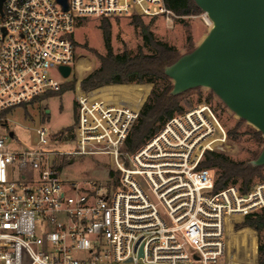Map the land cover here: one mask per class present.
<instances>
[{
	"label": "built area",
	"instance_id": "obj_1",
	"mask_svg": "<svg viewBox=\"0 0 264 264\" xmlns=\"http://www.w3.org/2000/svg\"><path fill=\"white\" fill-rule=\"evenodd\" d=\"M67 4L2 1L0 124L7 113L70 82L78 66L73 34L80 18H176L163 0ZM61 66L71 67L68 77ZM78 89L124 108L100 110L103 124L89 111L95 122L85 123ZM75 97V149L60 150L67 132L45 125L35 129L34 143L17 150L6 143L14 132L0 134V264H242L225 258L226 223L264 207V182L246 194L236 185L216 190L213 170L200 164L207 150L225 152L229 138L211 107L175 114L130 151L124 142L140 108L86 93L80 82ZM83 154L108 155L105 179L63 176Z\"/></svg>",
	"mask_w": 264,
	"mask_h": 264
},
{
	"label": "rangeland",
	"instance_id": "obj_2",
	"mask_svg": "<svg viewBox=\"0 0 264 264\" xmlns=\"http://www.w3.org/2000/svg\"><path fill=\"white\" fill-rule=\"evenodd\" d=\"M132 17L131 14L113 17H91L77 23L74 39L77 42L76 57L78 66L75 73L73 72L70 82L64 85L60 91L45 96L41 101L36 100L12 110L5 117L7 122L3 121L0 124V134L2 136H8L10 131L15 134L14 138L8 136L6 139V143L11 150H17L34 143L37 139L35 129L40 125H45L51 132L56 134L67 132V137L70 139L58 145L60 150L76 148L75 143L71 141L76 125L75 106L77 102L75 90L79 82L82 89V79L99 68L100 60L95 52L106 53L102 27L109 24L114 53L119 55H135L140 52L145 54L154 53L153 47L144 39L141 28L132 23ZM141 20L149 27L156 39L176 49L179 55L187 53L192 46L195 47L209 28L203 13L182 19L174 18L172 21H168L164 15L141 16ZM72 82H74V87L64 91L63 88H68V85ZM164 83L161 78L148 76L145 78L140 91H138V83L134 79L117 86L114 93H116L119 102L142 109L143 103L151 92L161 90ZM77 93L85 105L83 110L85 123L92 122L94 124L95 122L93 117L89 115V111H92L93 116L101 122L100 110L124 108L120 105H113L108 99L97 96L91 95L86 98L82 95L81 90H77ZM95 93L101 94L97 91ZM180 105L184 110L183 113L202 105H208L227 134L229 131H237L239 135L236 138L228 134L229 145L224 152L232 159L236 161L249 160L252 159L253 152L262 149V142L254 137V132L257 130L245 121L242 122L209 89L198 88L185 93L180 98ZM132 113L134 114V112ZM97 131L95 130L93 133H97ZM109 169L110 160L108 155H76L74 161L63 169V176L78 180L88 178L105 179ZM214 174L217 176L216 171H214ZM259 182H264V168L263 178L255 177L250 188ZM240 184L241 180L238 179L237 183L233 185L240 188ZM262 208H258L253 212L260 213ZM240 216L243 215L233 216L229 218V221L237 220ZM227 226L226 223V229ZM261 241H264V228L257 231L249 226H243L232 242L227 241L225 258L242 264H259L258 247Z\"/></svg>",
	"mask_w": 264,
	"mask_h": 264
},
{
	"label": "water",
	"instance_id": "obj_3",
	"mask_svg": "<svg viewBox=\"0 0 264 264\" xmlns=\"http://www.w3.org/2000/svg\"><path fill=\"white\" fill-rule=\"evenodd\" d=\"M57 1L67 9V0ZM194 2L211 25L194 49L165 67L173 83L171 94L209 89L264 138V0ZM60 70L64 77L71 73L70 66ZM251 163L264 165V145Z\"/></svg>",
	"mask_w": 264,
	"mask_h": 264
},
{
	"label": "trees",
	"instance_id": "obj_4",
	"mask_svg": "<svg viewBox=\"0 0 264 264\" xmlns=\"http://www.w3.org/2000/svg\"><path fill=\"white\" fill-rule=\"evenodd\" d=\"M163 2L165 7L169 9L177 19L203 13V11L195 4L194 0H163ZM83 19L86 18H80L78 22ZM132 23L136 27L141 28V33L144 39L153 47L154 53L145 54L140 52L135 55H119L114 53L111 44L110 27L109 24H107V26L102 27L106 53L100 54L95 52L100 60V66L82 79L81 87L86 93L97 91L101 93V95L110 97L114 101L119 102L116 93H114L117 86L135 79L138 83L137 89L140 91L145 82V78L148 76L164 80L165 83L163 88L158 91H152L146 98L137 121L132 126L129 135L125 139L124 148L126 150L135 151L147 139L152 137L169 118L173 117L175 114L183 113L184 110L180 105V98L193 89L177 95L171 94L173 83L164 73V69L176 61L181 55H179L177 50L169 46L167 43L156 39L149 27L142 22L140 15H133ZM74 42L77 47V42L75 40ZM192 49H194V46H192L188 52ZM68 86L69 87L66 89L63 88V90L66 91L72 89L74 87V82ZM49 94H55V92H49L44 96L38 97L33 102L36 100L41 101ZM75 112L77 123V103L75 106ZM241 121L244 122L243 119H241ZM228 134L232 135L234 138L239 135L237 131H229ZM261 135L262 134L259 131L254 132L255 139L261 141L262 145H264V140ZM260 151L261 149L253 152L252 159H255ZM252 159L236 161L224 152L207 150L200 167L209 168L213 170V172L216 171V190L223 189L228 185L236 184L237 180L240 179V189L246 194L255 177L260 179L263 178L264 165H253L251 163ZM110 174H113V172H110ZM227 225L226 239L229 242H232L233 239L236 238L239 230L243 226H249L254 230L260 231L264 228V207L260 213H248L240 216L237 220L229 221ZM258 263L264 264V241H261L258 247Z\"/></svg>",
	"mask_w": 264,
	"mask_h": 264
},
{
	"label": "bare ground",
	"instance_id": "obj_5",
	"mask_svg": "<svg viewBox=\"0 0 264 264\" xmlns=\"http://www.w3.org/2000/svg\"><path fill=\"white\" fill-rule=\"evenodd\" d=\"M211 25V22H210V24H209V26ZM97 108H98V105L96 106ZM233 148V147H232Z\"/></svg>",
	"mask_w": 264,
	"mask_h": 264
}]
</instances>
